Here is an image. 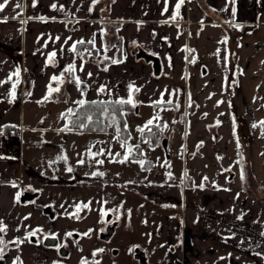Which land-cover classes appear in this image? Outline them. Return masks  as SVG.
Segmentation results:
<instances>
[{
	"label": "crops",
	"instance_id": "crops-1",
	"mask_svg": "<svg viewBox=\"0 0 264 264\" xmlns=\"http://www.w3.org/2000/svg\"><path fill=\"white\" fill-rule=\"evenodd\" d=\"M183 1L9 0L0 12V264H101L99 253L107 263L119 259L120 246L118 252L110 249L112 259L92 236L105 202L95 220L72 215L78 203L89 210L96 191L87 184L74 190L87 178L65 179L47 161L57 162L62 143L84 131L66 127L69 107L133 94L139 104L184 106L173 117L184 126L177 147L185 173L180 222L160 247H142L149 262L264 264V0ZM106 21L119 23L112 40L103 35ZM235 25L252 27L239 34L228 28ZM81 40L93 43L78 51ZM142 50L160 57V73L138 56ZM69 64L75 66L72 74L64 71ZM61 73L66 97L49 95V85L60 83L52 77ZM24 77L30 81L27 93ZM9 129L17 135L7 140ZM176 134L168 137L169 146ZM118 153L111 157L121 158ZM25 190L37 195L22 202ZM91 229L83 242H71L65 256L43 243L45 235L71 241L72 231ZM178 234L185 237V257L170 263L171 239Z\"/></svg>",
	"mask_w": 264,
	"mask_h": 264
},
{
	"label": "rangeland",
	"instance_id": "rangeland-1",
	"mask_svg": "<svg viewBox=\"0 0 264 264\" xmlns=\"http://www.w3.org/2000/svg\"><path fill=\"white\" fill-rule=\"evenodd\" d=\"M228 28L241 30L242 27L235 25ZM98 66L102 69L106 68L100 61ZM94 98L87 100H97ZM183 112L182 104L167 107L153 106L144 102L124 113L129 135L125 143H122L123 147L118 140L115 126L101 131L72 132L73 136H69V140L62 143L63 151L61 150L62 155H58V161L55 162L53 157L51 161H47L51 166L56 163L65 179L72 181L77 178H87L81 181L83 186H77L74 190L86 189L85 184H87L96 191V194L94 193L96 199L89 203V210L84 203H78L72 215L77 214L78 217L88 214L91 221L95 220L96 212L101 209L104 202L105 209L102 208V217L104 212L120 210L122 213L123 224L112 238V243L121 247L120 257L116 261L107 263L105 253H99L97 261L101 264H139L138 261L134 262L135 245L145 248L156 243L157 247H160L161 243L167 240L166 234L179 224L181 182L185 179V173L183 160L178 155L177 147L182 140L183 124L179 120V123L175 125L173 117ZM150 119L153 121L152 124L163 121L162 131L155 144H150L145 134V130L151 126L145 127ZM140 128H144L143 133L138 131ZM173 131L178 132L174 144L165 147L164 139H168ZM129 146L132 148L131 154L128 153ZM12 148L18 154V146L15 144ZM118 149L122 157L118 159L111 157V154H116ZM133 153L138 156H133ZM125 156H128L127 160ZM141 161L143 164L140 163ZM50 168L53 169V167ZM101 173L103 175H100ZM169 173L173 175L172 178L169 177ZM129 218L133 222L132 226L128 225ZM90 231L93 232V229ZM157 231L161 232L156 233ZM73 236L78 238L79 243L83 242L88 235L72 231L69 237L73 238ZM92 236H95L94 241L100 247L104 244L99 241L96 234L92 233ZM107 251L113 259L111 250L107 248Z\"/></svg>",
	"mask_w": 264,
	"mask_h": 264
},
{
	"label": "trees",
	"instance_id": "trees-1",
	"mask_svg": "<svg viewBox=\"0 0 264 264\" xmlns=\"http://www.w3.org/2000/svg\"><path fill=\"white\" fill-rule=\"evenodd\" d=\"M184 4V1L182 2ZM118 22L114 21H106L105 22V29L103 31L104 37L106 39H113L116 38V33L118 29ZM252 27V26H242L241 30L239 31V34L241 31H244L245 29ZM238 36L235 35L234 39H237ZM88 43H83L79 44L77 47L78 51H81L82 47H88ZM93 52V50H92ZM69 82L74 80V77L71 75L70 78L68 79ZM24 93H27L29 90V82L25 77H24ZM27 82V83H26ZM67 82L65 79H62L60 81L59 85L57 88L60 90L58 91L61 93V95L66 97L67 94V88L66 85ZM27 86V89H26ZM16 91L17 94L20 95V85H16ZM62 97V96H61ZM20 99L18 96L17 100ZM131 99L135 103V107L139 106L138 100L136 99V95L133 94ZM85 103L83 105H80L78 103L72 105L65 111L66 115V126L67 128H72V129H82V130H106L110 127H116L117 132H118V140L120 143H125L128 135H129V129L126 127L125 128V116L124 113L126 110L135 108L131 104H118L116 103L117 101H120L118 99H115L113 97H109L108 99L105 100H83ZM92 101H96V104H92ZM126 101V100H125ZM103 102V103H101ZM169 103V102H168ZM117 109V111L113 112V108ZM69 109L72 111L69 112ZM83 123L86 125L84 128L79 127V123ZM163 127V121H160L158 123L152 124L148 129L145 130V134L148 138V142L150 144H155L158 139L160 132L162 131ZM133 156L138 154L133 153ZM122 156L121 153H118L116 157Z\"/></svg>",
	"mask_w": 264,
	"mask_h": 264
},
{
	"label": "flooded vegetation",
	"instance_id": "flooded-vegetation-1",
	"mask_svg": "<svg viewBox=\"0 0 264 264\" xmlns=\"http://www.w3.org/2000/svg\"><path fill=\"white\" fill-rule=\"evenodd\" d=\"M44 207H51V205H45ZM109 209H108V211H109ZM52 212L54 213L53 210H52ZM122 216H123L122 213H120V210H118L117 212H114V211L104 212L103 217L101 216V218L99 219V227H98V231L96 232V235H97L99 241L104 243L101 245L102 249L106 250L107 248H109L113 252H118L119 246L112 243V238L114 237L116 230L118 228H120V225L123 223ZM109 232H111V233L108 235ZM85 234L90 235L91 231L86 230ZM76 237H78V234H76ZM76 237L73 236V238H70L71 241L69 239L64 241V240H61L58 238L59 245L55 248L58 249L60 246H63L64 252L67 253L65 255L70 254L71 242H73V243L76 242L78 239ZM171 240H172V245L170 247L171 248L170 249V252H171V262L170 263H176V261H182L185 257V251H184V247L186 248L185 237L180 238V235L178 234L175 238H173ZM174 244H176V246ZM133 251H134L133 254H134L135 259H137L139 264H142L140 262V258L138 255H140L141 251H144V254L146 255L145 250L142 247L140 248L139 246L135 245ZM146 258H147V255H146ZM88 261H89L88 259H85V260H82L79 264H86ZM147 261L149 262L148 258H147ZM58 264H66V263L60 262Z\"/></svg>",
	"mask_w": 264,
	"mask_h": 264
},
{
	"label": "snow or ice",
	"instance_id": "snow-or-ice-1",
	"mask_svg": "<svg viewBox=\"0 0 264 264\" xmlns=\"http://www.w3.org/2000/svg\"><path fill=\"white\" fill-rule=\"evenodd\" d=\"M8 2H9V0H4L3 3H0V12H2V11L4 10V8H5V6L8 4ZM181 2H183V0H181ZM16 7L19 8L20 5L17 4ZM52 7H53V8H56V5L53 4ZM179 7H180V5L177 4V9H178ZM5 22H6V21H5ZM78 43L83 44V43H85V42H84L83 40H81V41H79ZM87 43L92 44L93 41L89 40ZM72 50L75 51V45H73ZM55 56H56V53H55V52L50 53V54H49V60H52ZM113 63H117V61L113 60ZM81 70H82V68H81ZM64 71L68 72L69 74H72V73L75 71V66H74L73 64H69V65L67 66V68H66ZM89 76H91V73H89ZM62 79H63V73H61L60 76H55V75H54V76L52 77V80H53V81H62ZM75 80H76V83L79 85V83H80V79H79V77H75ZM130 87H131V86H130ZM59 90H60L59 88H52L51 85H49V89H48V91H49V95H51L52 92H54V91L58 92ZM100 91L103 92V91H104V88H101ZM45 99H47V97H45ZM76 103H78V104H80V105H83V104L85 103V101H83V100H79V101H77ZM91 103H92V104H96L97 102H96V101H92ZM101 103H103V102H101ZM116 103L121 104V105L127 103V104H131L133 107H135V103L133 102V100H132L131 98H129V99L126 100V101H125V100H120V101H117ZM169 103H170V101H169ZM71 111H72V110L69 109V112H71ZM115 111H117V109H115V107H114V108H113V112H115ZM152 123H153V121L150 119V120L147 122V124L145 125V127H147L148 125H152ZM78 126L81 127V128H84L86 125H84V124L81 122V123H79ZM261 126L264 127V122H261ZM66 127H67V126H66ZM126 127H127V125L125 124V128H126ZM253 127H255V125H253ZM138 131H140L141 133H143L144 128H140V129H138ZM123 146H124V144H122V147H123ZM137 147H138V146H137ZM131 151H132V148L129 146V148H128V153L131 154ZM127 159H128V156H125V160H127ZM140 163L143 164L142 161H141ZM69 171H71V169H69ZM100 175H103V174L101 173ZM168 175L171 176V173H169ZM241 178L243 179V175H242ZM204 179H207V177H205ZM200 187H203V185H200ZM84 206L87 207V205H84ZM4 230H5V229H4L3 227H0V232H3ZM33 234H34V233H33ZM69 235H71V233H69ZM2 243H3V241L0 240V244H2ZM99 251L102 252L103 249H100ZM2 258H3V251L0 250V259H2Z\"/></svg>",
	"mask_w": 264,
	"mask_h": 264
},
{
	"label": "water",
	"instance_id": "water-1",
	"mask_svg": "<svg viewBox=\"0 0 264 264\" xmlns=\"http://www.w3.org/2000/svg\"><path fill=\"white\" fill-rule=\"evenodd\" d=\"M138 56H142L144 57L145 59H147L148 61H151L152 62V65H153V69H154V72L156 74L160 73L161 72V68H162V64H161V59L159 56L157 55H154V54H151V53H148L144 50L140 51L139 52V55ZM168 145V140L167 139H164V146L167 147ZM37 195V193L35 192H31L30 190H25L21 195H20V200L22 202H26L28 200H33L35 198V196ZM44 211L49 213L51 216H54V213L52 212V209L51 207H44ZM111 232L108 233V235L110 234ZM43 243L47 246H52V247H57L59 245V240H58V237L55 236V235H46L44 238H43ZM64 247L63 246H60L58 248L60 254L62 255H65L67 254L66 252H64ZM139 258H140V262L142 264H150L148 261H147V258H146V255L144 254V251H141L140 252V255H138Z\"/></svg>",
	"mask_w": 264,
	"mask_h": 264
},
{
	"label": "built area",
	"instance_id": "built-area-1",
	"mask_svg": "<svg viewBox=\"0 0 264 264\" xmlns=\"http://www.w3.org/2000/svg\"><path fill=\"white\" fill-rule=\"evenodd\" d=\"M17 135L16 131L14 129H9L8 131H6V133L4 134V138L7 140L12 139L13 137H15Z\"/></svg>",
	"mask_w": 264,
	"mask_h": 264
}]
</instances>
